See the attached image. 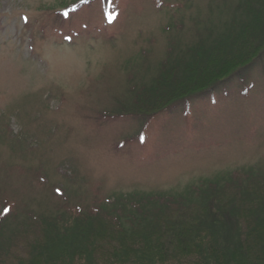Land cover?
Instances as JSON below:
<instances>
[{
    "label": "rangeland",
    "instance_id": "rangeland-1",
    "mask_svg": "<svg viewBox=\"0 0 264 264\" xmlns=\"http://www.w3.org/2000/svg\"><path fill=\"white\" fill-rule=\"evenodd\" d=\"M71 1L0 0L8 237L31 238L32 216L64 205L182 195L206 189L216 175L237 171L238 185L246 174H264V55L212 95L152 119L118 114L130 87L149 84L170 49L177 58L210 30L223 31L245 0H112L111 12L87 0L62 20L56 10Z\"/></svg>",
    "mask_w": 264,
    "mask_h": 264
},
{
    "label": "trees",
    "instance_id": "trees-1",
    "mask_svg": "<svg viewBox=\"0 0 264 264\" xmlns=\"http://www.w3.org/2000/svg\"><path fill=\"white\" fill-rule=\"evenodd\" d=\"M86 1L63 4L57 15L65 20ZM235 9L240 18L223 31L210 30L177 58L170 49L149 84L130 87L118 114L152 119L242 80L240 72L264 55V0ZM238 176H213L206 189L182 195L64 205L56 215L32 216L38 228L31 238L8 237L11 207L0 204V264H264V174H246L235 185ZM228 187L235 192L226 194Z\"/></svg>",
    "mask_w": 264,
    "mask_h": 264
},
{
    "label": "snow or ice",
    "instance_id": "snow-or-ice-1",
    "mask_svg": "<svg viewBox=\"0 0 264 264\" xmlns=\"http://www.w3.org/2000/svg\"><path fill=\"white\" fill-rule=\"evenodd\" d=\"M65 15H67V14L65 13ZM25 20H26V18H25ZM57 192L59 193V190H57ZM8 211H10V210L9 209H4V214H7Z\"/></svg>",
    "mask_w": 264,
    "mask_h": 264
}]
</instances>
